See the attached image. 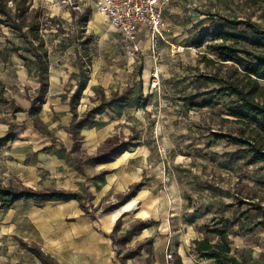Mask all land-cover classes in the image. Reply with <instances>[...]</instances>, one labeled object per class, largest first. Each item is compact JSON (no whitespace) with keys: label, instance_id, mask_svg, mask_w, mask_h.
<instances>
[{"label":"rangeland","instance_id":"374dc122","mask_svg":"<svg viewBox=\"0 0 264 264\" xmlns=\"http://www.w3.org/2000/svg\"><path fill=\"white\" fill-rule=\"evenodd\" d=\"M164 2L167 31L155 41L144 34L134 43L111 28L93 0H31V7L42 11L40 32L48 52L49 87L37 105H32L40 85L33 45L0 23V80L6 92L0 102V136L8 134L9 123L18 126L12 131L15 140L0 150V187L78 193L80 204L91 206L87 211L98 221L124 207L127 212L115 222L127 227L124 239L132 227L148 223L179 242L183 255L196 264L204 263L193 251V241L210 230H227L231 248L242 260L264 264L262 211L252 205L264 207V167L247 163L239 146L223 137L240 126L227 113L232 96L214 91L221 85L214 74L226 77L228 67L222 63L230 61L210 48L220 40L207 37L200 43L204 34L220 28H241L226 27L223 15L250 18L264 28V0ZM8 5L13 7V0ZM81 64L86 79L78 86ZM154 74L158 84L151 88ZM78 87V116L115 93V98L130 100L125 106L115 101V111L98 114L97 123L82 128L76 140L70 132L77 119L69 97ZM11 100L24 111H16ZM32 108L38 110L43 131L34 123ZM104 153L106 162L119 157L122 165L98 168L93 158ZM86 170L94 173L87 175L84 187ZM97 179L109 180L113 191L123 180L130 188L124 195L113 193L114 205L99 201L94 206L89 188ZM1 224L0 264L7 257L14 264L20 258L33 261L15 255L24 245L17 238L6 239ZM209 237L220 240L216 233ZM121 248L124 254L131 251L127 245Z\"/></svg>","mask_w":264,"mask_h":264},{"label":"trees","instance_id":"16d2710c","mask_svg":"<svg viewBox=\"0 0 264 264\" xmlns=\"http://www.w3.org/2000/svg\"><path fill=\"white\" fill-rule=\"evenodd\" d=\"M14 5L9 6L8 0H0V23L12 26L20 35L32 43V50L37 64L38 78L40 81L37 95L33 99L32 105H37L44 99L48 91V52L45 46L44 38L40 32L43 21L41 19L42 11L39 8L31 7V0H13ZM81 23L87 21L84 13L81 14ZM225 26L229 28H241L237 31H226L220 28L216 33L204 34L201 37L202 44L207 37H213L215 40H220L211 44L210 48L222 56V60L230 61L226 64L228 67L227 76H218V72L214 74V78L221 82V85L214 91L217 94H228L232 96V102L227 109L228 115L233 121L239 124L237 132L227 133L223 137L238 145V151L249 164H260L264 167V28L250 18L243 20L231 19L228 16H220ZM209 64H218L216 60H206ZM240 68L241 70H238ZM86 68L81 64L79 71L78 86L86 79ZM206 74H201V77H206ZM208 77V76H207ZM78 87L69 97L70 110L73 113L75 122H72L70 132L77 140L79 132L85 126H94L97 123L96 116L102 114L106 109L114 110V102L118 101L122 106H125L130 97L120 96L113 97L109 100L106 98L94 107L89 108L82 116L77 114V106L79 104ZM5 85L0 80V102L5 99ZM141 96V93H140ZM16 107V111H24L15 100H11ZM34 123L39 129L41 121L37 117L38 110L31 111ZM18 126L9 123L8 134L0 136V148L6 146L9 141L15 139L12 131ZM220 137V134H216ZM128 149V148H126ZM108 154L104 153L94 157L97 163L108 161ZM78 199L79 194L75 192H66L62 190L41 191L30 188H22L16 190L13 187H0V202L1 208H9L14 203L21 199H34L36 202H46L50 200H69ZM242 202V200H240ZM256 208L261 209L262 220L259 224L264 225V207L253 203ZM148 226V223L142 222L139 228L132 227L126 239L135 235ZM210 233L219 235L220 240L214 242L210 237ZM30 251L37 256L44 255L41 248L35 244L24 243ZM193 251L201 259H212L217 264H247V261H240L236 254L232 252L229 240L227 239V230L208 231V234L202 238H197L193 241ZM134 251L126 252L121 256V261H124L134 255ZM174 264H183L181 256L178 253L174 255Z\"/></svg>","mask_w":264,"mask_h":264},{"label":"crops","instance_id":"0c3cea01","mask_svg":"<svg viewBox=\"0 0 264 264\" xmlns=\"http://www.w3.org/2000/svg\"><path fill=\"white\" fill-rule=\"evenodd\" d=\"M144 34L146 33L141 32L137 39L141 41ZM118 159L119 157L116 161L96 164L98 168H118L122 165ZM93 173L92 170L84 171V187L88 184L87 175ZM108 182L109 180L106 179L92 182V188L89 189L96 198L95 201L93 199L92 205L95 206L99 201L102 204L114 205L113 193L124 195L130 188V183L123 180L121 186L113 191L109 188ZM118 199L117 196L116 200ZM78 200L75 198L50 200L43 202L44 206H41L34 199H21L9 208H0L4 237L17 238L23 245L27 243L39 246L44 255L49 256L47 258L52 259L55 264H174V259L170 260L167 257L169 251L173 252L172 257L178 253L183 264H196L190 257L183 255L182 245L179 242L173 243L168 234L160 228L147 227L142 232L139 231L140 234L137 232L130 237L132 239H124L123 233L126 232L127 227L119 228L115 222L123 212H127L124 211L126 208L99 216V223L93 214L87 211L91 206L84 204L83 207ZM117 235L121 236L118 238ZM136 244H139L138 247ZM124 245L131 247L129 249L131 251L132 246H136V249L133 250L135 253L132 257L121 261V256L124 254L121 247ZM123 250L125 251V248ZM232 252L240 261H247V264H250L249 260H242L239 257L238 250L233 249ZM15 255L28 259L34 257L35 262L20 258L16 262L18 264H44L43 260H47L43 255L37 256L25 245L24 248L18 246ZM8 258L3 260L2 264H14ZM202 260L204 264H217L212 259Z\"/></svg>","mask_w":264,"mask_h":264},{"label":"built area","instance_id":"2783aa9c","mask_svg":"<svg viewBox=\"0 0 264 264\" xmlns=\"http://www.w3.org/2000/svg\"><path fill=\"white\" fill-rule=\"evenodd\" d=\"M93 5L111 28L134 43L141 32L155 41L167 31L164 0H93ZM152 78L151 88H155L158 74Z\"/></svg>","mask_w":264,"mask_h":264},{"label":"bare ground","instance_id":"6f19581e","mask_svg":"<svg viewBox=\"0 0 264 264\" xmlns=\"http://www.w3.org/2000/svg\"><path fill=\"white\" fill-rule=\"evenodd\" d=\"M263 81H264V79H262ZM127 154H128V152H127Z\"/></svg>","mask_w":264,"mask_h":264}]
</instances>
